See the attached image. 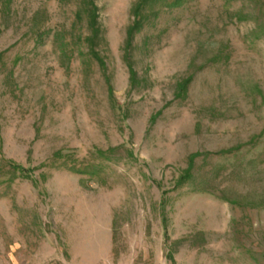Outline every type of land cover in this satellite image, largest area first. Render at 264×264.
<instances>
[{
  "label": "rangeland",
  "instance_id": "obj_1",
  "mask_svg": "<svg viewBox=\"0 0 264 264\" xmlns=\"http://www.w3.org/2000/svg\"><path fill=\"white\" fill-rule=\"evenodd\" d=\"M142 1L0 0V264H264V0Z\"/></svg>",
  "mask_w": 264,
  "mask_h": 264
},
{
  "label": "trees",
  "instance_id": "obj_2",
  "mask_svg": "<svg viewBox=\"0 0 264 264\" xmlns=\"http://www.w3.org/2000/svg\"><path fill=\"white\" fill-rule=\"evenodd\" d=\"M148 0H143L142 2H140L135 10V17H137L140 9L142 8V6L147 2ZM92 8V13L93 15L91 16L89 22H88V27L90 30V37L87 39V44L89 47V53L92 56V58L100 65V66H104L102 60L100 59V57L98 56L97 52L95 51L94 47H95V43L96 41L99 39L100 34H101V28L98 24L97 21V12H96V7L93 5H91ZM141 23L139 22V20L135 19L133 24L128 28L127 30V44L130 45L133 36L140 31L141 29ZM129 72L133 75V71L131 68H129ZM189 81V80H188ZM188 83V82H187ZM186 82L181 86L182 88L185 87ZM196 156H191L190 157V166L187 169V172L185 174V177L183 179H187V176H189V171H191L192 169V163H193V159Z\"/></svg>",
  "mask_w": 264,
  "mask_h": 264
}]
</instances>
